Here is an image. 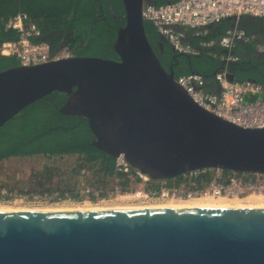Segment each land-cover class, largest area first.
Masks as SVG:
<instances>
[{"label": "water", "instance_id": "1", "mask_svg": "<svg viewBox=\"0 0 264 264\" xmlns=\"http://www.w3.org/2000/svg\"><path fill=\"white\" fill-rule=\"evenodd\" d=\"M122 2L117 59L74 54L0 71V128L58 92L62 114L87 119L93 146L153 181L202 168L264 174V126L199 105L148 39L150 1ZM0 264H264V206L0 210Z\"/></svg>", "mask_w": 264, "mask_h": 264}, {"label": "trees", "instance_id": "2", "mask_svg": "<svg viewBox=\"0 0 264 264\" xmlns=\"http://www.w3.org/2000/svg\"><path fill=\"white\" fill-rule=\"evenodd\" d=\"M148 1L160 5L173 0ZM18 12H27L37 20L44 40L50 42L53 49L58 48L63 34L48 37L49 32L64 29L73 31L72 38L66 41L73 54L118 58L114 43L118 29L125 24L122 0H0V18L7 19ZM232 23L234 20L223 19L207 28L208 32L201 38L191 36V30L187 33L191 36V44L198 46L201 39L222 36ZM239 27L247 34L246 40L232 48V53L239 58L224 62L209 54L210 49L197 55L178 53L156 26L145 20L148 39L163 66L168 70L172 66L177 77L200 73L208 89L215 87V75L223 69L234 73L238 81L251 80L264 85V49H261L264 47V18L244 16ZM16 38L17 34L12 31L0 33V40ZM211 49L219 54L227 53L217 45ZM16 64L18 61L14 58L0 57V71ZM66 99L65 94H51L27 106L21 115L4 124L0 128V160L13 156L77 154V163L65 172L69 179L72 181L85 170V174L90 175V184H103L108 189L116 175L115 158L92 145L93 134L87 119L59 111ZM59 177L54 168L46 167L45 174L37 179L44 182L57 179V187L46 190L48 193L58 191L62 197L77 196L72 191V183Z\"/></svg>", "mask_w": 264, "mask_h": 264}, {"label": "built area", "instance_id": "3", "mask_svg": "<svg viewBox=\"0 0 264 264\" xmlns=\"http://www.w3.org/2000/svg\"><path fill=\"white\" fill-rule=\"evenodd\" d=\"M244 16L264 18V0H173L160 5L148 2L143 7L144 19L156 26L175 51L197 55L204 49H210L209 54L224 62L239 58L232 53V48L247 39L246 32L239 27ZM228 17L234 23L222 36L201 39L198 46L191 44V36L201 38L208 32L210 25ZM187 30H191V36ZM3 31H12L17 34V38L0 40V57L14 58L18 64H40L74 55L67 45L53 49L50 42L44 40L37 20L27 12H18L7 19L0 18V33ZM216 45L227 53L219 54L211 49ZM229 73L226 69L216 73L213 89H208L204 76L196 72L180 75L176 80L203 108L243 127H263L264 85L251 80L231 81ZM115 172L110 189H106L103 184L83 183L80 190H74L77 196L62 197L58 191L46 192L45 195L51 201L67 197L79 200L83 198L91 202L112 199L121 205L155 204L206 196H264V174L202 168L184 173L175 179L153 181L133 169L122 156L115 158ZM0 195L11 197L16 194L2 189Z\"/></svg>", "mask_w": 264, "mask_h": 264}, {"label": "rangeland", "instance_id": "4", "mask_svg": "<svg viewBox=\"0 0 264 264\" xmlns=\"http://www.w3.org/2000/svg\"><path fill=\"white\" fill-rule=\"evenodd\" d=\"M80 25V24H79ZM78 33V27L76 28ZM262 50L264 47L261 48ZM79 155L77 154H66L60 156H46V155H37V156H13L6 159L0 160V190L5 189L9 192H13L15 196H5L0 195V205L8 206L13 208H26V209H43L46 207H65V208H77L90 205L95 207H141L146 205H160L167 204V201L163 203L155 204H130V205H121L119 203L113 202L112 199L105 201H88L77 198H63L59 201L49 200V196L46 197V190L53 189L57 187V179L53 178L51 181L44 182L43 180L39 181L37 176H43L45 174V168L51 167L60 175L59 179L68 181L72 183V188L74 191L76 188L80 190L83 186L82 184H88L90 178L87 174H81L72 181L70 177L65 172L69 171L72 166L77 163ZM108 185V189L112 188V182ZM44 192V193H43ZM174 203H180L178 201Z\"/></svg>", "mask_w": 264, "mask_h": 264}, {"label": "bare ground", "instance_id": "5", "mask_svg": "<svg viewBox=\"0 0 264 264\" xmlns=\"http://www.w3.org/2000/svg\"><path fill=\"white\" fill-rule=\"evenodd\" d=\"M171 201H178L180 203L168 202L167 204H160V205H146L141 207H159V206H198V205H263L264 206V196L262 195H249L245 198H227V197H198L193 199H183V200H171ZM140 207V206H139ZM84 208H106V207H95L87 206L84 207H77V208H65V207H46L43 209H84ZM108 208V207H107ZM112 208H121V207H112ZM17 209H24V208H13L8 206H1L0 210H17ZM26 209V208H25Z\"/></svg>", "mask_w": 264, "mask_h": 264}, {"label": "flooded vegetation", "instance_id": "6", "mask_svg": "<svg viewBox=\"0 0 264 264\" xmlns=\"http://www.w3.org/2000/svg\"><path fill=\"white\" fill-rule=\"evenodd\" d=\"M251 18V17H249ZM230 20H233V19H230ZM233 24V23H232ZM57 30H62V33L63 34V38H62V41H69L71 38H72V35H73V31H65L64 29H57ZM55 31V30H53ZM52 32V31H51ZM50 33V32H49ZM61 34H55L56 36L58 35H61ZM53 36V35H52ZM239 43V42H238ZM238 45V44H236ZM236 45L234 47H236ZM260 51V50H259Z\"/></svg>", "mask_w": 264, "mask_h": 264}]
</instances>
